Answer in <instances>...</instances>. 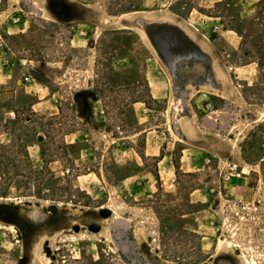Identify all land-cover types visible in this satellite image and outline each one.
<instances>
[{"label":"rangeland","instance_id":"374dc122","mask_svg":"<svg viewBox=\"0 0 264 264\" xmlns=\"http://www.w3.org/2000/svg\"><path fill=\"white\" fill-rule=\"evenodd\" d=\"M163 72L210 121L168 171ZM0 264H264V0H0Z\"/></svg>","mask_w":264,"mask_h":264},{"label":"crops","instance_id":"0c3cea01","mask_svg":"<svg viewBox=\"0 0 264 264\" xmlns=\"http://www.w3.org/2000/svg\"><path fill=\"white\" fill-rule=\"evenodd\" d=\"M147 25H155L175 31L178 36L177 41L192 48L190 54H179L180 58H195V63L199 64L201 54V32L199 27L191 22L189 23V21L179 20L176 15L167 10L152 14ZM209 56L210 54L207 55L208 58ZM172 71H174L173 67ZM208 74H210V70H208ZM161 79L160 84H154L148 79L147 87L150 97L153 100H164L166 108L171 111L172 114H169L170 116L167 118V121L169 120L171 123V129L155 131L154 134L147 133L145 135L144 151L151 152V156L157 158L158 165H167L166 169L168 171L170 166L174 167L173 165H176L173 159V151L176 145L182 146L184 144L186 147H193L197 150L199 156L205 154L207 150L203 149L204 153L199 150L201 149L203 135L207 132L202 128L206 125L208 127L210 121L209 114L202 111L207 104L201 101L202 96H204L201 95V92L202 88L206 86L205 83L186 82L177 85L174 75L171 73L169 76L166 72L162 73ZM178 91L179 94H177ZM186 147H183L181 153L188 151ZM208 162H210L208 157L192 159L187 155H179L178 159V165H206Z\"/></svg>","mask_w":264,"mask_h":264}]
</instances>
